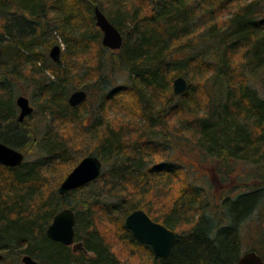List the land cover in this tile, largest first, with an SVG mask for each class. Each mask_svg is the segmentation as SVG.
<instances>
[{
    "label": "trees",
    "instance_id": "obj_1",
    "mask_svg": "<svg viewBox=\"0 0 264 264\" xmlns=\"http://www.w3.org/2000/svg\"><path fill=\"white\" fill-rule=\"evenodd\" d=\"M103 2L111 3L107 13L103 10ZM136 2L0 0V42L5 40V44L0 45V141L23 153L28 150V145L36 143L41 145L45 154L56 155L51 160L56 158L63 163L65 160L70 169L60 182L79 162L81 158H71L68 148L52 139L51 133L46 132L39 138L38 129L27 125L25 119L22 122L17 120L12 92L10 89V92L6 91L3 80L17 81L22 73L42 85L38 76L40 70L36 67L41 57L35 47L42 43L39 36L48 21L54 24L53 30L73 53H82L88 42H99L100 31L95 26L94 16V7L99 6L111 23L114 24L113 15L117 16L122 24L131 25L136 34L132 43L124 39L117 60L130 73L129 85H124L116 93L104 92L101 84L105 62L102 63V58L88 72V77L93 79L91 84L101 91L99 107L103 108L107 103L109 108L104 112L115 111L112 129H104L99 121L88 124V137L101 145V152L108 156L115 153L119 157L113 161L109 172L98 178L107 177L108 173L117 177L121 171L118 167L129 165L128 173L120 178L122 199L112 203L97 197L83 201L90 224L100 237V241L92 243V233L88 232L83 240L85 249L93 254L94 258H90L92 264H127L116 259L96 228V222L112 217L111 221L120 226V238L133 246L132 254H137L139 249L144 252L141 254L145 257L144 264H235L242 250L240 221L264 197V184L237 195L235 199H222L217 205L224 211L221 215L218 208L207 212L202 191L191 183L188 170L174 160H164L163 148L170 143L169 133L177 132L184 140L181 145L190 142L204 148L213 157L212 162L225 169L235 159L257 162L259 155L264 154V98L249 89L243 71L264 63V6H259V0H197L194 3L201 7L203 24L211 29L210 44L201 53H192L185 62H180L174 54L187 50V42L182 40L191 33L189 26L193 14L190 13L194 3L189 0H163L157 4L150 0ZM218 22L220 27L217 26L219 29L216 30ZM115 26L121 31L122 27ZM236 53L240 55V61L245 60L244 69L231 67L229 60ZM110 61L112 66L117 64L115 59ZM49 69L57 81L50 80L52 82L41 86V113L44 117L57 119L58 123L76 124L82 132L84 125L80 122L85 115L84 106L91 111L90 89L59 64ZM184 72H193L200 80L206 74L210 84L202 81L201 91L190 86V90L176 96L173 79ZM262 79L264 85V74ZM68 86L73 90H86L87 99L71 107L67 102ZM118 114L123 116L118 117ZM126 119L129 120L124 123ZM155 128L161 132L159 140ZM174 143L180 146V141L174 140ZM155 156L157 159L153 160ZM132 160H138L139 164ZM145 161L153 164L145 168ZM37 165L39 163L27 160L13 168L0 164V228L9 236L6 238L0 234V250L14 248L17 259L20 253L29 254L39 264H68L72 261L82 264L84 254L80 250L74 252L69 246L51 241L45 235L46 227L60 207L76 210L77 207L66 200L74 190L56 195L55 202L48 200V196L43 197L44 185ZM224 174L228 175L230 171L226 169ZM175 182L176 193L163 200L167 208L155 211L153 201L160 203L169 195ZM126 196L129 198H124ZM138 208L175 232L168 257L155 256L149 245L138 242L125 227V216ZM113 213L117 216H111ZM78 218L76 215V221ZM13 232L21 235L14 239L15 246L10 244ZM34 235L47 242L46 245L35 250L29 242ZM75 237L80 238L76 232ZM262 239L264 243V228ZM100 245L105 246L106 254L101 252ZM251 250L264 259V246H252ZM8 253L3 254L0 264H10L13 256ZM108 253L111 258L104 256ZM11 263L19 264L18 261Z\"/></svg>",
    "mask_w": 264,
    "mask_h": 264
},
{
    "label": "rangeland",
    "instance_id": "obj_2",
    "mask_svg": "<svg viewBox=\"0 0 264 264\" xmlns=\"http://www.w3.org/2000/svg\"><path fill=\"white\" fill-rule=\"evenodd\" d=\"M150 1H153L157 4L158 2L160 3L163 0ZM189 1H191L193 4L197 0ZM129 2L137 3L136 0H126V4ZM103 3V7L105 6L103 10L106 12L109 9L111 3ZM258 4H260L259 6H264V0H259ZM193 6L194 8H192V11L190 13V15L193 14V16L191 18L189 26L191 29V33L185 36V38L182 40L185 41V43L187 42V50L183 49L181 51H176L174 54L175 58H177V60H179L180 62H185L186 58L192 53H201L203 49H207L208 47L206 46L210 44L208 36L211 32V29L203 24L204 16L201 14V7H199L196 3H194ZM226 12L227 9L224 14H226ZM223 18H225V15H223ZM113 21L114 25L118 24L120 27H122L121 31H119L123 37V42L124 39H127L129 43H132L135 40L136 34V31L133 30V27L129 24H122L118 17L114 15ZM48 22L44 25V31L39 36L42 43L36 44L35 47V51L39 53L38 55L41 57L40 59L37 58L39 60L36 64V67H38V69L40 70L38 76L39 80L42 81V85H40V83H37L39 82L38 80L30 77H25L21 73L17 81L3 80L4 88H7L6 91L8 90V92H12V106L15 109L16 116L18 115L19 111L15 103L16 97L22 94L29 98L30 104L34 107V110L24 119L27 125H32L39 130V138L43 137L46 132L51 133L52 139L59 140V144L64 145L68 148V153L70 154L71 158H83L87 155H94L98 157L101 161L100 174L104 175L109 172L110 168L112 167L113 161L119 157H117L115 153H111L108 156L107 154H105V152H101V145H98L96 143V140H92L91 137H88V130L90 127L88 124L91 122L93 123V121H99V123H102V127H104V129H108V127H111L109 129H112V126L114 125L115 111L110 110L109 114H106L104 111L109 108V105L107 103L103 108L99 107L101 91L98 90V86H94L91 84L93 79L88 77V72L90 68L97 63V60L102 58V63L105 62V66L103 67L102 71L103 81L101 86L103 88V91L105 90L104 92L107 91V93L111 91L114 93L119 92L124 85H129L131 83L130 73L117 61L119 58V50L111 51L110 49L105 48L101 45V32L99 36V42H88L82 53H73L71 49L68 48V45L64 41V39L53 30L54 24L50 21ZM217 26L220 27L219 22L215 27L216 30L219 29ZM212 28L213 32H215V28ZM51 30H53V32H51ZM5 38L8 37L5 36ZM170 39L172 43V38L170 37ZM4 44L5 40H2L0 42V45ZM57 44L60 45L61 51L58 61L54 62L49 56V51L52 46ZM103 48L105 50H103ZM238 53L235 54L236 56H233L231 54L230 56L233 57L232 60H229V62L231 67L233 65L234 67L243 68V66L245 65V60L240 61V55H237ZM110 59H115L117 61V64H115V66H112ZM58 64L60 65V67L66 69L70 74H72V76L78 82L87 84V88L90 89L89 101L91 105V111H87V109L85 108L86 106H84L83 112L85 113V115L81 118L80 122V124L83 123L84 125L82 132L81 130H79L80 128H78L76 124H72L69 122L58 123L57 119L53 117H44L41 113V102H43L41 86L52 82L50 80H54V83L57 81V79L50 74L51 72L49 68L54 67ZM236 69L237 68H235V70ZM243 71L247 77L249 89H253L258 96L264 98V85L262 79L264 74V63L258 68L253 67ZM182 76H184L187 81L186 90H190L191 86V88H193L195 91H201L202 86L200 82L202 81H206L210 84V80L208 79L209 76L206 74L204 75L203 80H200V78L193 72H184ZM209 87L208 90L210 91ZM71 88V86H68L66 88L67 90H70L67 94V98L70 92L73 90ZM104 114H106V116H104ZM120 116L123 115L118 114V117ZM128 120L126 119L124 123H127ZM136 120L142 123V120H139V117H136ZM155 132L156 137L159 140L161 138V132H159L158 128H155ZM82 133L84 136L82 135ZM169 137L171 139L170 143L168 145L166 144L163 148V154L165 156L164 160H174L183 165V167L188 170V177L191 183L196 185L202 191L201 194L203 203L205 206L207 204V212L217 210V205L222 201V199H235L237 195L254 190L255 188L261 187V185L264 184V154L262 156L259 155V159L257 162L235 159L232 164H230L226 168L230 171V174L226 175L224 174L226 169L222 165L215 164L214 161L212 162L213 157L211 156V154L206 152L204 148L197 146L196 144H191L190 142L187 145H181L182 141L184 140H182V137L178 136L177 132L171 134L169 133ZM174 140L180 141L179 147L174 143ZM27 149L28 150L24 151L25 160H27V162L29 163H39V166L37 165L39 170L38 175H40V177L42 178L41 183L44 185L42 190L45 193L43 197L48 196V200H50L51 202H55L56 195L59 194L58 186L60 184V178L64 175V173H66L67 170L70 169V167L68 168V163L65 160L63 163L62 160L56 158L54 160H51L50 158L56 155L45 154L42 151L41 145L39 144L36 145V143H34L33 145H28ZM156 159L157 156H155L153 160ZM120 162L121 161L119 160V163ZM132 162L138 163V160H132ZM152 164L153 163L151 161H145L144 167L147 168ZM128 168V164H126L125 166L123 165V167H118V169H120L121 171L117 177L112 176V173H108L109 175L107 177H103L101 179L96 178L95 180L85 184L84 186H81L80 189H74L72 193L66 196V200L69 201L73 206L77 207L76 210H74L75 214L79 217L74 225V229L77 235H79L80 237H87L86 234L88 232H91V242L93 243L96 240L100 241L98 233L94 231V227H92V225L90 224L91 219L87 212L88 209L83 201L87 198L97 197L105 202L112 203L118 201L119 199H122L120 198L121 194L119 192V190L122 189L120 187V178L122 174L128 173ZM142 170L145 169L142 168ZM176 187L177 183L175 182L172 184L168 192L169 195L162 199L160 203L153 201V207L155 211L161 212L162 209L167 208V206L163 205V200H165L173 193L175 194ZM116 192H118V195L115 194ZM124 198L129 197L126 196ZM59 209H61V207ZM218 209L221 210L218 211V214H223V209ZM113 215L117 216L116 213L111 214V216ZM113 219V217L112 219L103 218L102 220H100L101 222H96L97 231L99 232L103 241L108 245L112 254L120 262H124L127 264H144L145 257L141 255L144 252L139 249L137 254H132V252H134L133 246L129 245L127 241H124L120 238V226H117L116 223L112 222L111 220ZM239 226L242 247L241 254L245 251L251 250L252 246L263 248L264 243L262 239V231L264 228V197H261L254 208L251 210L249 215L240 221ZM0 234L5 235L6 238H9L3 228H0ZM20 237V234H14L13 232L12 236L10 237L13 241L10 242L11 246H15L17 242L15 243L14 239H18ZM32 239L30 238L29 242L33 246H35V250L44 247L47 243L42 239L40 240L35 235L34 237H32ZM104 247L105 246L100 245V250L103 254H106ZM6 252H9L8 255L13 256H9L10 264H12V261H18L19 264H22L21 257L22 255H24L23 253H20L19 259H17V254L15 253L16 251L14 248H11L9 250H0V253L2 254H5ZM104 256L107 258H111L109 253ZM82 264L87 263L82 260Z\"/></svg>",
    "mask_w": 264,
    "mask_h": 264
},
{
    "label": "water",
    "instance_id": "obj_3",
    "mask_svg": "<svg viewBox=\"0 0 264 264\" xmlns=\"http://www.w3.org/2000/svg\"><path fill=\"white\" fill-rule=\"evenodd\" d=\"M95 25L100 30L101 45L112 51L119 50L123 43V37L117 27L110 22L107 16L102 12L99 6L94 7ZM60 45H54L49 51V56L56 62L60 56ZM1 53V48H0ZM173 93L182 94L187 88V81L184 76L179 75L173 80ZM87 99V92L84 89H75L70 92L67 102L71 107L80 105ZM18 108L17 120L22 122L25 117L30 115L34 107L25 95H18L15 99ZM25 160L23 152L0 141V164L8 167L20 166ZM101 173V161L94 155H87L74 166V168L65 176L58 186L60 195H64L71 190L77 189L85 184L95 180ZM124 224L129 229L133 237L140 243L149 245L155 256L166 258L170 255L175 239V232L151 219L148 214L138 208L128 213L124 218ZM75 214L72 208L65 207L59 210L53 216L51 222L45 230V235L52 241L63 245H71L73 251L82 250L90 255L83 241H74ZM4 258L0 253V261ZM22 264H38V262L29 254L21 257ZM70 264H76L72 262ZM235 264H264V259L254 250L243 252Z\"/></svg>",
    "mask_w": 264,
    "mask_h": 264
},
{
    "label": "flooded vegetation",
    "instance_id": "obj_4",
    "mask_svg": "<svg viewBox=\"0 0 264 264\" xmlns=\"http://www.w3.org/2000/svg\"><path fill=\"white\" fill-rule=\"evenodd\" d=\"M65 208V207H64ZM61 210V209H60ZM74 211V210H73ZM57 213V212H56ZM74 214H75V211H74ZM55 215V214H54ZM75 223H76V214H75ZM47 237V236H46ZM86 237H80V238H76L75 237V229H74V241H79V240H84ZM49 239V238H48ZM52 241V240H51ZM55 242V241H54ZM59 243V242H58ZM83 245H84V242H83ZM65 246H69L71 249H72V247H71V245H65ZM87 250V249H86ZM78 251V250H77ZM83 254H84V256H83V260L87 263V264H92V261H91V259L90 258H94L93 257V254H91V255H89V253H87V252H83L82 250H80ZM74 252H76V251H74ZM35 259V258H34ZM36 260V259H35ZM37 261V260H36ZM38 262V261H37ZM72 262H74V261H72ZM72 262H70V263H72ZM70 263H68V264H70ZM76 264H78L77 262H75ZM39 264V263H38Z\"/></svg>",
    "mask_w": 264,
    "mask_h": 264
}]
</instances>
